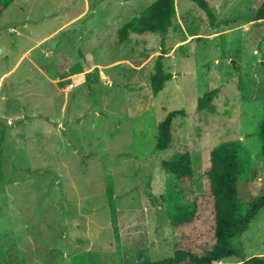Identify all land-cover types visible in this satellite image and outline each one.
I'll return each instance as SVG.
<instances>
[{"label": "rangeland", "instance_id": "374dc122", "mask_svg": "<svg viewBox=\"0 0 264 264\" xmlns=\"http://www.w3.org/2000/svg\"><path fill=\"white\" fill-rule=\"evenodd\" d=\"M155 1L16 0L0 16V264L172 257L173 204L209 194L211 151L225 141L243 142L256 174L241 190L264 194V22L227 23L261 0H208L215 25L196 3L176 0L164 59L173 77L157 95L162 37L118 41L120 27ZM210 92L214 108L199 111ZM176 110L184 114L173 143L159 150V125ZM187 151L191 182L162 166ZM231 244L264 258V208Z\"/></svg>", "mask_w": 264, "mask_h": 264}, {"label": "trees", "instance_id": "16d2710c", "mask_svg": "<svg viewBox=\"0 0 264 264\" xmlns=\"http://www.w3.org/2000/svg\"><path fill=\"white\" fill-rule=\"evenodd\" d=\"M16 0H0V16ZM204 10L215 25L216 15L208 0H190ZM246 10L237 11L229 24L245 25L251 21L264 22V0L253 11L250 5ZM177 14L176 0H156L139 16L124 23L118 30L119 43H128L132 34H158L162 37V52L156 62V72L152 77V90L155 95L161 92L173 77L165 68L166 37L174 25ZM191 36L195 29L189 30ZM61 88H65L60 84ZM240 87L245 97L248 96L247 85L241 81ZM216 92L205 94L199 99L198 110H212ZM184 111H172L159 125L157 149L167 150L173 143L172 124L174 119ZM264 157V116L258 130ZM241 140L225 141L211 151L207 175L210 181L208 195L199 196L183 204L175 202L170 213L174 236V253L172 257L155 263L140 264H215L225 259L236 257L246 264H264V258H246L232 247L231 240L243 235L258 213L264 208V194L254 197L246 189L241 190L242 181L255 178L249 162L243 156ZM0 149V161L2 157ZM166 173L180 181L191 182L194 176L192 155L190 152L176 154L170 160L162 162ZM245 199V201L243 200Z\"/></svg>", "mask_w": 264, "mask_h": 264}]
</instances>
